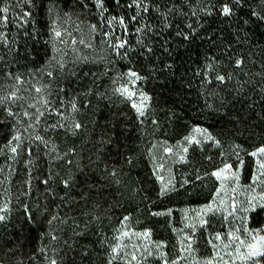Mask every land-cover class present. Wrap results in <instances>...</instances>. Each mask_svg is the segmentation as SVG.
<instances>
[{
    "label": "trees",
    "instance_id": "1",
    "mask_svg": "<svg viewBox=\"0 0 264 264\" xmlns=\"http://www.w3.org/2000/svg\"><path fill=\"white\" fill-rule=\"evenodd\" d=\"M145 2L146 13L130 16L149 27L129 37L120 57L121 69L138 72L152 97L147 125L110 94L101 67L58 79L59 89L75 96L78 129L51 112L33 128L21 126L29 124L23 112L10 102L0 106V191L8 208L0 221V264H119L113 248L132 217L167 243V216L153 214L168 201L149 161L156 135L174 143L202 126L221 144H264V0ZM225 3L231 16L220 12ZM57 6L68 13L82 7L78 0H0V9L8 8L0 12V36L15 33L12 17L25 21L11 52L0 56L4 77L7 68L46 65L52 54L42 38Z\"/></svg>",
    "mask_w": 264,
    "mask_h": 264
},
{
    "label": "rangeland",
    "instance_id": "2",
    "mask_svg": "<svg viewBox=\"0 0 264 264\" xmlns=\"http://www.w3.org/2000/svg\"><path fill=\"white\" fill-rule=\"evenodd\" d=\"M78 2L82 7L76 12L68 13L58 6L51 9L48 18L50 33L42 38L52 54L46 65L7 68L6 77L0 68V83L3 81L6 85H0V98L15 91L20 99L7 102L12 103L14 109L29 113V124L21 122V126L33 128L39 124L45 112H51L61 118L64 127L72 129L77 124L74 118L76 106L73 108L77 102L75 96L59 89L58 79L61 74H76L87 66L101 67V70L105 68L104 75L110 82V94L129 103L137 118L146 120L147 125L153 118L152 97L146 91L144 79L133 70L124 72L121 69L122 57L110 47V43L118 42L117 37L126 41L127 46L129 37L138 33L141 36L149 27L146 21L137 23L130 19L131 14H139L142 9L125 6L132 0H120L119 5L115 0H103L106 9L103 11L96 0ZM112 17L117 20L123 17L126 29L116 21L108 24ZM152 18L156 22L155 15L149 22ZM12 20L16 30L20 28L19 23H25L24 19L18 21L16 17H12ZM54 28L61 32L59 38L55 36ZM137 28L144 31L137 32ZM16 30L15 33L6 31L0 36V56L11 52L12 44H8L17 36ZM105 33L111 35L106 37ZM130 71L137 73L140 79L129 77L127 74ZM49 72L52 73L51 77ZM8 73L14 76L10 77ZM37 88L41 91L37 92ZM118 89H127V92L121 94ZM142 96L148 99L142 101ZM134 104L136 107H133ZM137 108H141L145 114L140 116ZM38 112L43 114L38 115ZM151 144L150 165L162 197L168 198L166 208L153 214L167 216L171 233L167 243H163L155 239L143 222L135 217L126 218L119 228L115 246L120 248L119 253H114L119 264H207L208 261L211 264H244L235 258L236 247L245 251L239 241L250 242V233L258 234L257 238L264 236V212L243 210L253 197H264V175L258 171V161L264 163V154L251 155L264 144L253 150L235 144H221L202 126L194 127L188 135L174 143L156 135ZM240 160L243 161L242 165ZM226 165H231V168L221 171ZM215 172H220L219 179L213 175ZM233 173L237 175L233 176ZM3 196L0 191V209H6L0 215L5 217L8 208ZM208 206L213 211H208ZM217 236L220 238L217 239ZM261 264H264V259Z\"/></svg>",
    "mask_w": 264,
    "mask_h": 264
},
{
    "label": "snow or ice",
    "instance_id": "3",
    "mask_svg": "<svg viewBox=\"0 0 264 264\" xmlns=\"http://www.w3.org/2000/svg\"><path fill=\"white\" fill-rule=\"evenodd\" d=\"M242 0H233V3L236 4V5H239L241 4ZM96 3H97V6L100 7V9L103 11V10H106L104 9V4H103V0H96ZM115 3L117 5L120 4V0H115ZM128 7H136L138 9H142V11L144 13H146L148 11V6L143 2V0H132V2L128 5ZM0 12H8V8L5 7L3 9H0ZM220 12L222 15L224 16H231L233 14V8L225 3L221 9H220ZM208 14H211V13H208ZM5 19H7V17H5ZM132 21H136L137 20V16L134 15L130 18ZM261 19H264V17H261ZM113 21H116L118 24H120L121 26H124L125 29H126V24L124 22V18L123 17H120L118 20L116 17H112L111 20H109L107 23L108 24H111L113 23ZM93 28H95V26H92ZM191 27V26H189ZM54 31V34L57 38H59L61 36V32L60 31H57L55 28L53 29ZM141 31H144V29L142 28H137V32H141ZM111 34L110 33H105V36H110ZM189 37L188 36H185V39H188ZM117 40L118 42L115 43V44H112L110 43V47H112L116 52L117 54H120L119 50L120 49H123L125 48L126 46V41H122V40H119V38L117 37ZM82 42V41H81ZM138 43H142V41H138ZM149 51H151V49H148ZM125 56L127 55V51H125L123 53ZM240 63H242V61L240 60H237L236 61V64L239 65ZM8 75L10 77L14 76V74L12 73H8ZM48 75L51 77L52 76V73L49 72ZM129 77H135L136 79H140V77L138 76L137 73L135 72H129L127 74ZM18 82H21L19 77L18 76H15L14 77ZM218 80H220L221 82L224 81L225 77L224 76H217L216 77ZM37 92H40L41 89L37 88L36 89ZM117 91H120L121 94H124L127 92V89H118ZM17 99H20L19 97L16 96V93L15 91L11 92L8 96L6 97H3V98H0V106L4 105L5 102L7 101H12V102H15ZM148 97L147 96H142V101L143 100H147ZM34 107V106H33ZM133 107H136V105L134 104ZM73 108H75V105H73ZM137 112L139 113L140 116H143L145 113L142 111L141 108H137ZM8 114L9 115H14V113L11 111V109L9 108L8 109ZM43 113H39L38 112V115H42ZM25 116H28L29 113L25 112L24 113ZM39 121L37 120V123ZM55 127V126H53ZM75 128H79L80 125L77 123L74 125ZM196 131H201L200 129H197ZM20 134H15L12 139L15 140V141H19L20 140ZM209 139H211V137H208ZM36 139H42L41 137L37 136ZM186 139H191V138H186ZM11 151L13 153L16 152V148L13 147L11 149ZM259 154H264V147H261L257 150V152H253L251 153L252 156H257ZM240 164L242 165L243 164V161L240 160ZM258 171L261 172L262 175H264V163L262 162H259L258 161ZM231 168V165H226L225 166V169L221 170V171H226V170H229ZM112 175H115V173L113 172ZM214 176H216L218 179L220 178V172H215L213 173ZM237 174L236 173H233V176H236ZM238 178V177H237ZM45 184L48 183L47 180L43 181ZM65 184V187L68 186V181H64L63 182ZM219 195V194H218ZM234 207V206H233ZM6 209H0V212L2 211H5ZM245 212H264V197H260V198H256V197H253L251 200H249L244 209H243ZM208 211H213L212 207L211 206H208ZM231 214V213H230ZM5 217L3 215H0V221L4 220ZM53 219H55V217H53ZM125 235H127V233H125ZM146 235V234H145ZM251 235V241L248 242V243H245L244 241H239L240 245L245 249V251H241V247H236L234 249V252H235V258L236 259H239L241 260L242 262H244V264H248V262L250 261L251 264H261V260L264 259V236H258V234L256 233H250ZM55 239V237H53ZM217 239H219L220 237L217 236L216 237ZM236 239H239L238 237ZM225 247H228V245H225ZM120 251V248L119 247H114L113 248V252L114 253H119ZM133 259H135V256H133ZM51 264H57L56 260H52L51 261ZM207 264H211V261H208Z\"/></svg>",
    "mask_w": 264,
    "mask_h": 264
}]
</instances>
